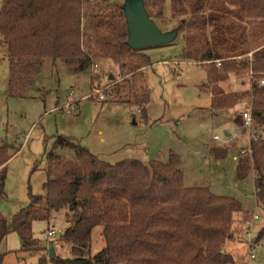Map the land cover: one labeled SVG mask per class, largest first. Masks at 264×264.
I'll return each mask as SVG.
<instances>
[{"label":"trees","instance_id":"1","mask_svg":"<svg viewBox=\"0 0 264 264\" xmlns=\"http://www.w3.org/2000/svg\"><path fill=\"white\" fill-rule=\"evenodd\" d=\"M143 3L154 22L164 21L166 11L169 20H176L184 41L180 57L205 67L207 82L201 90L209 92L212 110L247 103L254 132L238 157L236 176L252 174L255 203L264 211V85L249 82L246 92H225L218 86L229 72L246 70L248 75L250 70L254 78L264 74V43L250 52L245 27L264 23V0ZM126 39L121 5L113 2L1 0L0 41L9 57L8 88L13 96L35 83L44 58L60 60L79 73L89 69L94 58L104 56L118 65L120 74H130L139 90L131 103L117 83L106 87L105 93L110 90L117 100L134 105L145 121L149 90L141 85L140 75L150 60L141 50L130 48ZM65 149L72 155L57 152ZM211 153L221 157L225 148L212 147ZM8 157L6 145H1L0 198L5 194ZM46 159L44 193H30L28 204L10 221L0 213V242L13 232L20 240L18 251L40 249L32 223L48 221L63 210L67 226L60 237L70 244L71 257L53 255V264H237L224 245L232 237L233 213L243 209L234 198L215 195L207 187L184 186L178 154L170 152L166 162L110 163L74 138L60 135ZM95 226L102 227L104 246L90 256ZM262 233L263 229L254 237L255 243ZM4 255L0 253V264ZM45 261L40 258L41 264Z\"/></svg>","mask_w":264,"mask_h":264},{"label":"rangeland","instance_id":"2","mask_svg":"<svg viewBox=\"0 0 264 264\" xmlns=\"http://www.w3.org/2000/svg\"><path fill=\"white\" fill-rule=\"evenodd\" d=\"M106 1L117 5L124 2ZM164 17V21L155 22L158 29H174L176 20H169L168 11ZM245 27L248 50L253 52L264 43V23H246ZM183 46L182 33H177L170 43L140 49L150 60L140 75L141 85L149 90L144 121L134 105L117 100L110 90L105 93L106 87L117 83L131 103L139 90L130 74H120L118 65L104 56L94 58L96 66L79 73L68 70L60 60L44 58L35 83L18 96L10 95L9 57L0 41V146L6 145L9 155L4 164L5 194L0 198V213L10 221L28 204L30 193H44L46 154L53 149L57 136L74 138L110 163L124 159L166 162L174 152L180 157L184 186L207 187L215 195L234 198L243 209L233 213L232 237L224 250L237 264H264V233L258 237L251 258L244 231L251 224L256 238L264 230V211L255 203L252 174L242 179L236 176L238 157L254 132L253 124L243 127L241 121L247 103L240 101L231 109L212 110L209 92L201 90L207 82L206 69L182 60ZM247 76L246 70L229 72L218 86L225 92H246ZM211 147L225 148L224 155L215 157ZM57 152L65 157L72 155L66 149ZM254 214L257 219L252 221ZM66 226L63 210L54 212L48 221H34L32 233L40 248L36 250L18 251L19 237L11 233L0 244V253H5L2 264H41L40 258L46 259L43 264H53L49 243L54 256L71 257L70 244L60 237ZM50 229L56 232L54 236L47 235ZM101 229L95 226L91 230L90 256L104 246Z\"/></svg>","mask_w":264,"mask_h":264},{"label":"water","instance_id":"3","mask_svg":"<svg viewBox=\"0 0 264 264\" xmlns=\"http://www.w3.org/2000/svg\"><path fill=\"white\" fill-rule=\"evenodd\" d=\"M121 8L127 26L125 43L130 48L140 50L147 46L167 44L175 39L177 29L164 32L159 30L155 22L148 16L143 0H124ZM111 77L110 75L109 78ZM48 248L49 257H52L54 255L51 249L52 243H49Z\"/></svg>","mask_w":264,"mask_h":264},{"label":"built area","instance_id":"4","mask_svg":"<svg viewBox=\"0 0 264 264\" xmlns=\"http://www.w3.org/2000/svg\"><path fill=\"white\" fill-rule=\"evenodd\" d=\"M220 63L219 61H216V66L219 67ZM93 66H96L95 64L92 65ZM253 72L252 71H248V78H249V82H254L257 86H261V85H264V74L259 76V77H253ZM251 84V83H250ZM241 121L243 123V127H250L251 124H252V119H251V116H250V112H249V109H246L244 111H242V114H241ZM257 219V215H253V219L252 221L256 220ZM251 224H247L246 227H245V237H246V244L248 246V252L247 254L252 258L254 257V245H255V242H254V237L252 235V232H251ZM55 231L53 229H50L48 230L47 232V235L48 236H54L55 235Z\"/></svg>","mask_w":264,"mask_h":264},{"label":"crops","instance_id":"5","mask_svg":"<svg viewBox=\"0 0 264 264\" xmlns=\"http://www.w3.org/2000/svg\"><path fill=\"white\" fill-rule=\"evenodd\" d=\"M248 83H249V79H248ZM226 135H228V134H226ZM215 139H218V138L215 137ZM211 148H212V147H211ZM210 151H211V149H210ZM11 233H13V232L8 233L6 236L10 235ZM6 236H5V237H6ZM5 237L2 239V241L5 239ZM2 241H1V242H2ZM1 242H0V244H1ZM3 254H5V253H3Z\"/></svg>","mask_w":264,"mask_h":264}]
</instances>
